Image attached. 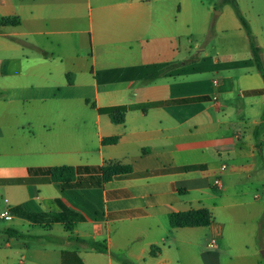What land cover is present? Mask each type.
<instances>
[{"label":"crops","instance_id":"1","mask_svg":"<svg viewBox=\"0 0 264 264\" xmlns=\"http://www.w3.org/2000/svg\"><path fill=\"white\" fill-rule=\"evenodd\" d=\"M191 1L0 0V138L39 141L18 152L24 175L0 176L13 187L0 264L182 263L171 247L184 264H264V92H254L264 81L254 65H233L250 50L194 42ZM120 105L121 123L98 112ZM108 163L131 172L83 174L92 185L65 189L18 181L28 167ZM63 207L79 220H52ZM199 208L209 225L170 227V212Z\"/></svg>","mask_w":264,"mask_h":264},{"label":"rangeland","instance_id":"2","mask_svg":"<svg viewBox=\"0 0 264 264\" xmlns=\"http://www.w3.org/2000/svg\"><path fill=\"white\" fill-rule=\"evenodd\" d=\"M238 7L248 21L253 33H256V39L259 43L264 44V0H236ZM191 5L195 11V35L194 42L200 43L201 48L212 53L214 49H219L223 53L226 49L236 50L238 56L249 51L246 34L235 15L232 6L224 3L222 0H192ZM204 27V33H200ZM198 49L193 51V54ZM263 60V59H262ZM264 64V62H263ZM38 142H30L28 144L11 137L0 138V176H18L25 174L24 164L29 163V159L18 155V152L23 151L26 145L29 147L36 146ZM25 145V146H23ZM13 187L11 185H0V207L2 199L6 198L11 204V193ZM3 207H1L2 209ZM11 224V221L0 219V229L6 228ZM54 235L60 236L62 230L57 227L54 229ZM7 237L0 233V246L2 247ZM168 254L174 261L175 258L181 257L182 263H187L184 260V252L176 251L174 247L168 250ZM207 249L202 247L200 257ZM171 264H177L172 262Z\"/></svg>","mask_w":264,"mask_h":264},{"label":"trees","instance_id":"3","mask_svg":"<svg viewBox=\"0 0 264 264\" xmlns=\"http://www.w3.org/2000/svg\"><path fill=\"white\" fill-rule=\"evenodd\" d=\"M224 3H228L232 6L235 15L237 16L248 40V46L251 53V59L247 61L233 62V65H248L252 64L255 66L259 74L261 75L264 81V64L261 57V48L257 43L256 37L253 34L251 27L248 21L242 15L236 0H222ZM190 69L180 68L175 73H184L188 72ZM165 73L164 69H157L152 75L151 78H155L161 74ZM254 92H264V89L254 91ZM135 107H142L143 104H135ZM127 106H110L98 108V112L101 114H106L109 119L117 124L121 123L123 120V114ZM264 116V111H263ZM116 141V137L104 138L103 143H113ZM131 172L129 165H122L117 163H108L103 166H87V165H59V166H45V167H28L27 168V177L18 179L19 182H47V183H58L61 189L71 188V187H86L92 185L85 180H82L80 176L83 174H101L103 181H108L114 177L126 176ZM12 212L15 215L25 217L27 219H36L41 218L43 215L25 212L20 207H14ZM48 216V215H47ZM52 220H57L65 222L66 226H70L74 221L79 220L78 215L63 207L61 213L49 215ZM68 220V221H67ZM212 221V213L206 208L191 209L180 212H170L168 214V222L172 228H181V227H202L207 226ZM7 234L12 235L10 230L5 231ZM17 236L16 234H13ZM81 242L87 244L89 248L97 250L99 252H106V245L101 242H86L80 240Z\"/></svg>","mask_w":264,"mask_h":264},{"label":"built area","instance_id":"4","mask_svg":"<svg viewBox=\"0 0 264 264\" xmlns=\"http://www.w3.org/2000/svg\"><path fill=\"white\" fill-rule=\"evenodd\" d=\"M221 169L224 170L225 169V166L222 165ZM213 185L219 187L220 186V179L219 178H216L213 181ZM0 218L5 219V220H11L12 216H11V214H10V212H9L8 209H2L0 211Z\"/></svg>","mask_w":264,"mask_h":264}]
</instances>
